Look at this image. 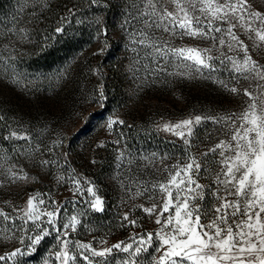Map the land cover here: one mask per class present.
Listing matches in <instances>:
<instances>
[{"label":"rangeland","instance_id":"obj_1","mask_svg":"<svg viewBox=\"0 0 264 264\" xmlns=\"http://www.w3.org/2000/svg\"><path fill=\"white\" fill-rule=\"evenodd\" d=\"M108 1L114 3L109 20L100 13L105 8L90 0L0 3V210L15 220L12 224L0 217V255L24 247L17 239L22 221L16 218L14 209L26 207L27 199L36 193L58 204L57 226L62 231L71 216L78 217L76 232L69 230L70 241L91 243L102 249L128 242L136 234L159 230L155 217L136 207L150 206L152 201L147 194L134 197L133 193L145 185L151 189L153 183L163 180L167 175L165 166L194 156L202 166L197 179L206 189L218 171L220 157L209 153V149L228 137L224 123L216 121L240 113L247 100L242 91L232 94L218 81L241 90L253 87V82L241 78L237 84L218 59L212 61L216 71L210 74L205 70L202 74L178 75L175 73L182 70L174 64H169L165 72L150 74L154 65L149 61L150 68L146 70L143 62L134 63L127 34L121 28L127 12L126 0L99 3ZM67 3L71 4L67 7ZM251 3L254 10L264 11V0ZM56 15L58 19L54 21ZM97 17L107 28V38L97 31ZM76 25L79 27L73 28ZM52 33L78 39L74 38L72 47L49 60L41 52L54 37ZM240 37L248 44L253 58L264 62V50L255 49L242 32ZM171 43L175 47H212L210 40L188 36L173 38ZM102 47L105 50L101 53ZM220 51L227 49L214 48L212 55L219 57ZM196 115L207 119L193 126L191 146L185 145L178 135L161 130L164 123L176 124ZM109 118H119L123 124L109 130ZM12 131L28 140H5ZM121 152L125 154L122 160L118 159ZM152 153L156 156L152 157ZM165 156L168 158L162 159ZM44 159L53 163L42 166ZM12 165L29 179L12 182L6 175ZM69 176L91 182L104 202L102 212L90 207L88 202L93 198L84 190L87 185L77 193ZM210 200L206 196L203 203L207 205ZM124 213L136 221V227L123 220ZM43 219L46 221L47 217ZM31 226L29 222L26 227ZM60 238L52 230L35 252L19 257L18 262L44 264L47 259L55 264L53 253L58 250ZM73 252L77 255L75 264H84L79 252ZM150 254L155 255L152 249L140 257L144 264ZM126 256L114 250L107 260L94 259L99 264H119Z\"/></svg>","mask_w":264,"mask_h":264},{"label":"snow or ice","instance_id":"obj_2","mask_svg":"<svg viewBox=\"0 0 264 264\" xmlns=\"http://www.w3.org/2000/svg\"><path fill=\"white\" fill-rule=\"evenodd\" d=\"M90 3L96 5L99 0H90ZM125 7L127 12L121 28L134 53L133 61L143 62L146 70L150 68V61L154 65L150 74L167 71L169 64L182 70L175 73L178 75L202 74L205 70L210 74L216 71L212 61L218 59L237 84L241 78L253 82V87L241 90L218 81L232 94L238 95L242 91L247 100L240 113L216 121L224 123L228 138L209 149V153L220 157L215 178L207 189L199 182L197 177L202 166L194 156L182 163L165 166L163 171L167 175L163 180L153 183L151 189L145 185L133 193L134 197L147 194L152 201L150 206L136 207L155 217L154 223L159 230L136 234L128 242L120 241L102 249L94 248L91 243L70 241L69 230L76 232L80 223L78 217L71 216L62 225V231L57 226L58 204L46 201L42 194L36 193L27 199L26 207L14 209L16 218L22 221L17 239L24 247L0 255V262L19 264V257L35 252L44 238L55 230L61 237L58 250L53 253L55 264H75L77 255L73 249L79 252V259L84 264H99L94 258L107 260L114 250L127 254L119 264H144L140 257L149 253V249L155 255L145 257L147 264H264V62L253 58L248 44L240 37L242 32L255 49L264 50V11L254 10L251 0H126ZM95 23L100 25L99 34L107 38L102 19L97 17ZM57 31L62 29L57 28ZM185 36L210 40L212 47L172 45L173 38ZM214 48L218 51L226 48L227 52L220 51L219 57H214ZM104 50L102 47L99 52ZM103 95L101 90L99 96L102 98ZM204 119L207 118L196 115L160 127L191 146L193 126ZM122 124L119 118H109L106 127L111 130ZM13 138L28 140L27 136L15 131L4 137L5 140ZM124 155L121 152L118 159L122 160ZM155 156L156 153H152V157ZM52 163L49 159L41 161L42 166ZM14 168L12 165L6 172L12 182L29 179L22 170L17 172ZM68 179L73 181L77 193L87 185L84 190L93 198L88 202L90 207L96 212L104 210V202L90 181L82 182L75 176ZM206 196L211 197L207 205L203 203ZM45 204L49 206L41 207ZM0 217L15 224L13 217L3 210H0ZM123 220L137 226L128 213H124ZM29 222L32 226L26 227ZM44 264H50V261L46 259Z\"/></svg>","mask_w":264,"mask_h":264},{"label":"trees","instance_id":"obj_3","mask_svg":"<svg viewBox=\"0 0 264 264\" xmlns=\"http://www.w3.org/2000/svg\"><path fill=\"white\" fill-rule=\"evenodd\" d=\"M4 1L5 0H0V3H4ZM6 1H9V0H6ZM105 1H107V0H105ZM70 4L71 3H67V7ZM72 4H73V7L76 8V5H74L75 3H72ZM96 5L99 8H105L103 10V12L101 11V9H98V10H99V12L101 11L100 13H103L105 15V16H103L105 18V20H109L111 18V14L114 11V9H113L114 3L108 1V3H98ZM100 13H98V14H100ZM55 17L56 18H54V21L56 19H58V15H56ZM83 26H84V24L81 25L82 30L84 28ZM72 27H70L69 30ZM78 27L79 26L76 25V27H73V28L77 29ZM52 36H54V37L53 38L50 37V40L47 41L48 43H46L45 45H43V47H42L43 48V51L41 52L43 54V57H47L49 60L51 58H57V56L59 55L60 52H62L63 50H66V48H68V47H72L73 46V39L75 38V37L74 38H72V37L71 38L70 37H66V35H61V33H57L55 35L53 34ZM82 38L83 37H79V39H81V40H82ZM76 39H78V38L76 37L75 40ZM19 264H21V263H19Z\"/></svg>","mask_w":264,"mask_h":264}]
</instances>
